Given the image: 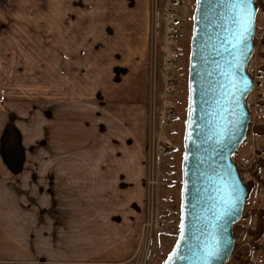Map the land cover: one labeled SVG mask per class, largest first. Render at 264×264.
Returning a JSON list of instances; mask_svg holds the SVG:
<instances>
[{
  "label": "crops",
  "instance_id": "obj_1",
  "mask_svg": "<svg viewBox=\"0 0 264 264\" xmlns=\"http://www.w3.org/2000/svg\"><path fill=\"white\" fill-rule=\"evenodd\" d=\"M152 5L153 0H0V264L129 263L132 231L138 233L145 210L140 204L149 199L147 121L144 116L139 124L131 110L146 105L131 96L117 103L110 88L115 77L103 78L93 68L99 59L115 60L114 49H131L138 37L134 29L148 37ZM87 29L90 35L84 36ZM113 29L118 34L112 46L102 47ZM84 42L90 44V84L83 82ZM132 123L142 130L134 134L139 151ZM9 151H17L20 162L24 155L35 157L31 151H74V158L70 163L62 156L57 167L49 156L40 175L34 161H9ZM108 151H117V159L103 161Z\"/></svg>",
  "mask_w": 264,
  "mask_h": 264
},
{
  "label": "rangeland",
  "instance_id": "obj_2",
  "mask_svg": "<svg viewBox=\"0 0 264 264\" xmlns=\"http://www.w3.org/2000/svg\"><path fill=\"white\" fill-rule=\"evenodd\" d=\"M195 6L196 0H153L152 22L148 37L147 32L142 33V29H134L131 34L138 37L137 42L134 45L131 44V49H114L116 50L115 60L99 59L97 66L93 68L96 73L97 70L100 71L103 78L115 77L113 85L110 86L114 90L112 95L115 96V101H122L123 97L128 99L129 96L132 99L140 97L141 102L146 105V107L138 108L140 106H137L131 110L133 113L131 117L135 120H137L136 116L141 119L140 122L138 121L139 124L145 121L144 116L147 121V136L143 154L145 158L147 157L145 165L146 172H148L146 185L149 199L145 207L143 203L140 204L143 209L145 208L144 215L141 219V215L139 216L140 221L136 220V222L139 221L138 233L135 230L132 231L131 244L134 250L127 264H164L180 233L183 138L189 100L188 71ZM172 8L175 9L177 17L175 23H171L168 19ZM257 8L255 53L248 67L255 81L254 90L248 99L251 124L246 142L236 153V156L244 155L242 158L251 157L253 160L246 166L242 164L243 168H249L244 180L250 184L251 191L243 217L239 221L240 224L239 226L237 224L235 228L234 250L225 264H264V129L262 128L264 127V0H259ZM172 25L177 33V41L174 42L167 37L168 31H172ZM68 30L70 33V29ZM113 30L114 33L109 31L108 42L104 40L102 47L112 46V39L115 40L118 34L117 29ZM85 32L88 36L90 35V29L84 30V36ZM132 35H130L131 39H133ZM116 40L119 41V39ZM66 48L67 63L72 72L74 43H70V39ZM83 51L87 52L86 55L84 54L83 82L90 84V72L92 74L93 69L90 66L89 43H83ZM173 52L177 53L178 67L171 68L166 74L162 68L167 65L168 59L172 58L168 54ZM114 61L115 64L108 67ZM172 77L176 78L175 96L173 97L175 112L170 115L167 114L170 112L168 109L170 107L169 102L165 101L164 94L167 92L168 82ZM144 91L148 93V99H144ZM141 109L144 112L138 113ZM36 114L39 122L36 126L41 127L40 122L42 121L39 118H42V110L36 111ZM132 128L136 130L133 133L131 129V139L135 142V149L139 151L140 138L136 135L142 130L133 123ZM31 152H37L36 156L24 155L22 162L18 161L17 151H9L7 157L14 164H27L28 161L33 164L34 161V165L39 170L35 174L40 175L44 174L42 168L43 165L49 163V156L51 157L50 163L57 167L62 163V156L64 159L72 158L71 161L66 162L73 163L74 151ZM115 153L116 155L113 151H108V154L103 155L101 159L104 161L107 157L115 155L116 160L117 151ZM65 165L63 163L64 169ZM105 167L107 168V165L99 164L97 168ZM65 175L68 177V172ZM126 184L133 185L134 183L127 182ZM149 218L152 219L149 220Z\"/></svg>",
  "mask_w": 264,
  "mask_h": 264
},
{
  "label": "water",
  "instance_id": "obj_3",
  "mask_svg": "<svg viewBox=\"0 0 264 264\" xmlns=\"http://www.w3.org/2000/svg\"><path fill=\"white\" fill-rule=\"evenodd\" d=\"M257 0H196L184 131L181 226L164 264H225L249 188L233 160L251 124ZM243 18L242 21L240 18ZM247 28V31H245Z\"/></svg>",
  "mask_w": 264,
  "mask_h": 264
},
{
  "label": "built area",
  "instance_id": "obj_4",
  "mask_svg": "<svg viewBox=\"0 0 264 264\" xmlns=\"http://www.w3.org/2000/svg\"><path fill=\"white\" fill-rule=\"evenodd\" d=\"M168 19H169V21L171 23H175L177 21V17L175 15V9L174 8H172V13L168 16ZM172 27H173L172 28V31H170V32L168 31L169 35L167 37H169V39L174 42V41H177V33H176L175 27L173 25H172ZM170 56H172V58L170 57L168 59V61H167V65L166 66H163V68H162L163 69L162 71H165L166 74L170 70V68L168 67V64L175 65L173 67V69H176L178 67V63H177V53L173 52V53L170 54ZM173 76H175V75L173 74ZM175 81H176V78L175 77H172L169 80V82H168L169 86L167 88V92L164 94L165 101L166 102H169V107L170 108H168V109H169L170 112L167 113V114H170V115H173L172 113L175 112L174 111V108H175V105H174L175 104V99H173V97L175 96V89H174ZM164 116H166V114ZM151 154L152 153H150V155ZM243 156L244 155H242L241 157L240 156H237V158H234V161H235V163L238 164V169H239V171H240V173H241V175H242V177L244 179L245 176L247 175V172H248V169L249 168H243L242 167V164L244 166H246L247 163H252L253 160L251 159V157L250 158L247 157V158L244 159V158H242Z\"/></svg>",
  "mask_w": 264,
  "mask_h": 264
},
{
  "label": "snow or ice",
  "instance_id": "obj_5",
  "mask_svg": "<svg viewBox=\"0 0 264 264\" xmlns=\"http://www.w3.org/2000/svg\"><path fill=\"white\" fill-rule=\"evenodd\" d=\"M247 2H249V0H238V4L239 5H243V4H245V3H247ZM242 17L240 18V20L242 21ZM245 31H247V28H245Z\"/></svg>",
  "mask_w": 264,
  "mask_h": 264
},
{
  "label": "bare ground",
  "instance_id": "obj_6",
  "mask_svg": "<svg viewBox=\"0 0 264 264\" xmlns=\"http://www.w3.org/2000/svg\"><path fill=\"white\" fill-rule=\"evenodd\" d=\"M170 19V18H169ZM174 30V29H173ZM168 55H170V53L168 54ZM175 65H172V64H168V67L171 69V68H173ZM165 143H168V141H165ZM235 158H237V156H234ZM236 165H237V167H238V164L236 163ZM250 173V172H249ZM251 174V173H250ZM151 184V183H150ZM150 217V216H149ZM152 218H149V220H151ZM145 239H146V237H145Z\"/></svg>",
  "mask_w": 264,
  "mask_h": 264
},
{
  "label": "trees",
  "instance_id": "obj_7",
  "mask_svg": "<svg viewBox=\"0 0 264 264\" xmlns=\"http://www.w3.org/2000/svg\"><path fill=\"white\" fill-rule=\"evenodd\" d=\"M256 4L259 5V0H257ZM262 128L264 129V127H262ZM246 184H247V186H248V188H249V193H250V191H251V188H250V187H251V186H250L249 183H246ZM237 224H238V226H239L240 222L237 223ZM237 224H236L235 227H234V232H235V228H236ZM234 234H235V233H234Z\"/></svg>",
  "mask_w": 264,
  "mask_h": 264
}]
</instances>
